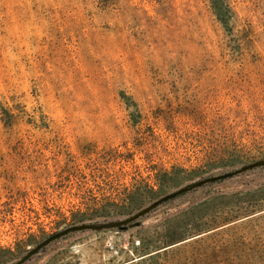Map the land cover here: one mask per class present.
<instances>
[{
	"label": "rangeland",
	"instance_id": "obj_1",
	"mask_svg": "<svg viewBox=\"0 0 264 264\" xmlns=\"http://www.w3.org/2000/svg\"><path fill=\"white\" fill-rule=\"evenodd\" d=\"M0 264H264V0H0Z\"/></svg>",
	"mask_w": 264,
	"mask_h": 264
}]
</instances>
